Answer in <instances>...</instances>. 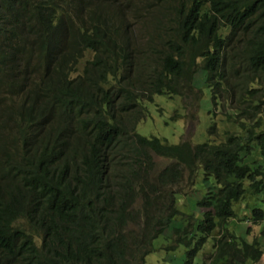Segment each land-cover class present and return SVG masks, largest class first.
Returning <instances> with one entry per match:
<instances>
[{"label":"trees","instance_id":"16d2710c","mask_svg":"<svg viewBox=\"0 0 264 264\" xmlns=\"http://www.w3.org/2000/svg\"><path fill=\"white\" fill-rule=\"evenodd\" d=\"M86 52L97 55L71 78ZM238 56L248 73L238 71ZM28 70L38 71L39 84L29 95L43 101L5 103L2 92L29 82ZM105 73L116 82L100 92L136 112L155 96L202 99L209 89L213 108L230 98L236 116L249 118L264 99V0H0V264H146L166 227L175 244L195 239L183 264H196L245 194L264 200L263 117L217 145H171L136 132L143 114L114 116L122 112L112 104L110 117H100L93 86ZM133 155L143 165L135 168ZM154 157L173 162L152 182ZM185 167L202 171L206 190L196 202L189 196V214L166 192ZM250 210L253 226L264 222V208ZM224 245L234 264L264 255L256 239Z\"/></svg>","mask_w":264,"mask_h":264},{"label":"rangeland","instance_id":"374dc122","mask_svg":"<svg viewBox=\"0 0 264 264\" xmlns=\"http://www.w3.org/2000/svg\"><path fill=\"white\" fill-rule=\"evenodd\" d=\"M126 7V1L124 2ZM110 16L113 15V11L109 12ZM127 20L129 21L130 16L126 12ZM140 36V35H139ZM137 36L138 43L143 42V37ZM239 49V48H238ZM86 62L83 61L79 66L76 67L73 77L77 75H82ZM248 73V72H247ZM241 74H239L240 76ZM251 76H256L257 74H249ZM256 78V77H255ZM115 79L113 76H108L107 86L113 85ZM204 95L201 99H196L194 95L189 94L188 97L182 99L180 97L168 98L162 96H156L154 102L148 105L146 119L141 122L137 128V133L145 137H157L160 139H166L169 144H178L185 137L190 139L193 135L195 129V134L192 138L194 143L204 142L208 137V130L211 125L215 122L217 125V131L213 134V139L215 143L219 144L224 140L226 132L228 130L239 133V128L237 125H234L231 121L234 119L235 113H238L236 109L238 106L236 103L231 104V99L228 98L225 102L217 101L212 106L210 92L208 89L203 91ZM201 99V101H200ZM200 101V102H199ZM260 101V100H259ZM232 108L228 111L229 117L225 116L228 108ZM259 109H264V100L259 102ZM178 111L176 114L175 112ZM264 121V116H263ZM155 172H151L147 176L148 181L154 182L156 180V173L158 168L162 169L170 165V162L167 159H157L153 158ZM143 165L141 161L137 166ZM171 175V174H169ZM193 181L192 174L186 167L180 170V179L176 186L167 187L166 192L169 196H173V200L178 203L181 211L185 214H189L187 210L191 211V207L188 205V198L192 196V200L195 202L197 199L203 195L206 190L204 189L205 185L198 178L195 186L191 185ZM194 189V191H193ZM245 189H248V185L245 184ZM244 203H239L234 206L236 217L233 220H230L226 223V228L219 231V233L214 232L213 235L215 238H219L225 235L226 240L232 239L237 245H240L242 241L251 243L254 239L259 240L260 245L264 247V237L260 236L262 228H264V222L259 224V226H253L250 221H248L250 209L253 208H264V200H259L260 198L250 197L248 194H245ZM134 208H138L137 205L142 204V198L135 199ZM187 207V208H186ZM195 215L200 219V209H196ZM251 227L250 229H247ZM247 232V233H246ZM134 231H132L131 223L127 224L125 229V238L132 239ZM167 237L160 236L157 240L154 241L155 251L147 256L146 264H183L188 258L189 250L195 247V239H192V242L188 248L184 245H179L177 250H165L161 246H165L167 242L171 241L169 234H164ZM199 235V234H198ZM199 239H196V243ZM214 241L208 239L206 245L202 250L203 256L209 257L212 250H215L213 247ZM264 250V249H263ZM169 254V260H164L165 255ZM204 257L193 256L196 264L202 263L205 261ZM248 264H253L250 259H247ZM256 264H264V255L262 260Z\"/></svg>","mask_w":264,"mask_h":264},{"label":"clouds","instance_id":"9594fccd","mask_svg":"<svg viewBox=\"0 0 264 264\" xmlns=\"http://www.w3.org/2000/svg\"><path fill=\"white\" fill-rule=\"evenodd\" d=\"M183 12V11H182ZM144 30H147V29H145V28H143V31ZM151 33L153 32L152 31V29L151 28H149L148 29ZM96 55L97 54H95V53H90V52H86L85 53V55H84V57L81 59V61L83 62V61H89V60H92V59H94L95 57H96ZM81 64V63H80ZM79 64V65H80ZM236 64H238V65H236V66H238V67H240L239 68V70L238 71H240L241 73H247L246 71H243L242 69H241V66L242 65H245L246 63H245V60H244V58L242 57V56H238L237 57V60H236ZM78 65V66H79ZM76 70V69H75ZM28 72H30V80H29V82H27L25 85H19V87H18V89L17 90H15V92H14V94H12L11 92L9 93V94H6V93H4V92H2V98H3V100H4V102L5 103H10L11 101H13V103L14 104H16V105H23V104H28L29 102H31V103H35V104H39L40 102H42L43 100H39V99H37V100H33V98L29 95V93L30 92H32V91H36V90H38V88H39V84H37L36 83V80H37V78H38V71H29L28 70ZM75 72V71H74ZM73 72V73H74ZM73 73L71 74V78H73ZM39 74H41L40 73V71H39ZM78 76H81V75H77V76H74V77H78ZM115 79V78H114ZM246 81V80H245ZM107 82H108V75L105 73V76L102 78V79H97L96 80V82L94 83V86H93V93H94V98H95V100H96V102H97V104H98V109L97 110H104L103 112H101V115H100V117L102 118V119H104V120H106V119H108V117H110V114H105V112L106 113H109V107L112 105V104H116L117 106H118V108L121 110V112L122 113H120V112H116V113H114V116H120L121 114H124L126 117H128V118H131V119H139V118H141V115L143 114V117L142 118H144V120L146 119V116H147V108H148V105L149 104H152L153 102H154V100H153V102L152 103H149V104H145L144 105V110H145V112H136V111H134V110H132V109H130V108H127V107H125L119 100H117V99H115V98H113V97H110V96H106L103 92H100V88H102L105 92H107L108 91V89L111 87V86H114L115 85V82H116V79H115V81H114V83H113V85H111V86H107ZM57 88H59V89H62L61 87H60V85H57L56 86ZM204 90H206V89H203V91ZM209 90V89H208ZM210 92V91H209ZM241 92V91H240ZM203 95H204V93H203ZM180 97L179 95H175V96H173L172 98H175V97ZM156 97V96H155ZM155 97H154V99H155ZM203 97V96H202ZM211 97V96H210ZM171 98V99H172ZM181 98V97H180ZM259 99H263V98H259ZM264 100V99H263ZM200 101H201V99H200ZM199 101V102H200ZM252 103V102H251ZM254 106V108H256V107H259V106H257V104L255 103V102H253L252 103ZM213 106V105H212ZM260 111V109L258 108L257 110H253V109H251V112H252V115H250V116H248L249 118H247L246 116H242V117H240V116H233V120L231 121L232 123H234V125H237V127L239 128V133L242 131L241 129H240V123H244V124H246V125H254L257 121H258V118H262L263 116L259 113V111ZM261 110H264V109H261ZM258 111V112H257ZM36 112H38V111H36ZM257 112V114L255 115V113ZM39 114H40V112H38ZM264 114V113H263ZM225 116H227V115H225ZM229 116H231V115H228V117ZM100 117H97L96 116V120L101 124V121H102V119L100 118ZM234 121H238L237 123H235ZM212 127H213V132L211 131V129H212ZM216 128H217V125L215 124V122L211 125V127L209 128V130H208V137H207V139L204 141V142H201V143H194L193 142V140H192V138H193V136H194V134H195V129H194V131H193V135L191 136V138L190 139H187V137H185L181 142H179L178 144H171V145H179V144H181V143H184V142H187V143H189L190 145H192V146H196V145H202V144H209V145H214V144H216L214 141H215V139H213L212 137H213V134H215V132H216ZM262 130H264V121L262 122V124H261V127H260V129H256V131H262ZM136 132H137V130H136ZM228 132H232V133H237V132H234V131H231V130H228ZM238 133V134H239ZM160 139V138H159ZM166 140V139H165ZM130 144H132V142H131V140L129 139V141H128ZM168 142V141H167ZM222 142V141H221ZM220 142V143H221ZM219 143V144H220ZM169 144V143H168ZM217 145V144H216ZM129 159H130V161H132L133 162V164H134V167L136 168L137 167V164H138V161L141 159V157L139 156V155H133L132 157H129ZM168 160V159H167ZM169 162H170V165L172 164V162L173 161H170V160H168ZM169 165V166H170ZM179 170H181V169H183V168H178ZM192 178H193V181H192V183H191V185H193V186H195V184H196V181L198 180V178H200V180H202V171L198 168L197 169V172L192 176ZM175 185H177V183L175 184ZM193 191H194V189H193ZM178 207H179V209H181L180 208V206L178 205ZM187 208V207H186ZM182 212V211H181ZM200 219H201V217H200ZM230 220H233V219H230ZM230 220H228V221H230ZM159 225H162V223H161V221H160V223H159ZM224 226H226V224L224 225ZM226 228V227H225ZM222 230V229H221ZM217 233H219V231H216ZM163 234H169V231H168V228L166 227V229H165V231L161 234V235H159L158 237H156V238H154L153 239V242H152V244H150V249H151V251L148 253V255H150L151 253H153L154 251H155V249H154V241L155 240H157L160 236H162ZM225 238V235H223L222 237H221V234H220V237L219 238H215V236L212 234V236H209V237H207L206 238V240H205V242H204V244L201 246V248L199 249V255L201 256V257H204L203 256V254H202V250H203V248H204V246L206 245V242H207V240L208 239H212L213 241H214V243H213V247L215 248V250H212V252H211V254L209 255V257H204V259H205V261L203 260V262L202 263H204V264H210L211 262H213L214 260H216L217 261V264H234L233 263V258H231L229 255H228V248H226V246L224 245V242H226V243H228L229 245L232 243V242H234L232 239H228V240H226V239H224ZM177 239V236L175 235V234H171V241H169V242H167V243H165L166 245L165 246H161V248H164L165 250H177L178 248H179V245H182V244H175V243H173V240H176ZM216 240H222V242H220L219 244L216 242ZM191 243H193L192 241H191ZM195 244V243H194ZM241 245V244H240ZM146 246V243H144L143 242V232H139V234H138V244H137V248L138 249H142L143 247H145ZM187 248V247H186ZM197 257H199V256H197ZM147 258V257H146ZM164 260H167V261H170L169 260V254H166L165 255V258H164ZM199 264H201V262L199 263Z\"/></svg>","mask_w":264,"mask_h":264}]
</instances>
